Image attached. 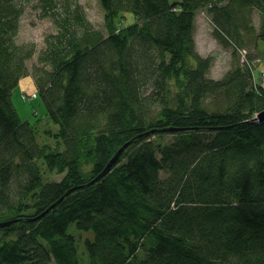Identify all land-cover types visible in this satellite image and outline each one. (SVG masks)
Wrapping results in <instances>:
<instances>
[{
	"label": "trees",
	"instance_id": "16d2710c",
	"mask_svg": "<svg viewBox=\"0 0 264 264\" xmlns=\"http://www.w3.org/2000/svg\"><path fill=\"white\" fill-rule=\"evenodd\" d=\"M99 3L105 32L80 0H0V264H264V71L247 51L264 0ZM29 6L56 28L40 52L16 41ZM200 11L246 52L220 79ZM28 76L47 123L11 100Z\"/></svg>",
	"mask_w": 264,
	"mask_h": 264
},
{
	"label": "rangeland",
	"instance_id": "374dc122",
	"mask_svg": "<svg viewBox=\"0 0 264 264\" xmlns=\"http://www.w3.org/2000/svg\"><path fill=\"white\" fill-rule=\"evenodd\" d=\"M80 1L86 10L88 19L97 29L105 32L104 10H102L99 0ZM24 13L25 14L22 16L20 21L21 26L16 41L20 44L33 43L36 45L37 51L40 52V50L45 47V38L56 31L55 25L52 23L51 19L41 18L39 16L40 12L31 6H29ZM253 14V23L255 24L258 32L261 25V14L258 11H254ZM124 16L125 22L123 25L126 27L136 22L132 12H126L124 13ZM212 30L213 26L211 25L208 14L205 11L198 12L196 14L194 32L196 49L202 57L210 56L213 59L208 76L216 80L222 78L237 63H243L246 59V52L244 50H240L236 54V57H233V49L224 48L221 44H219L217 39L212 36ZM259 46V52L255 51L256 49L253 46L247 50L248 56L250 55L253 58L251 66H253L254 74L257 77L259 76V73L264 71V42L260 41ZM37 55L38 53L30 61H28V67L37 63ZM262 76L264 77V73H262ZM32 80L34 79L30 76L21 78L19 85L13 89L11 100L13 101L16 111L19 113L21 121H29L33 124L35 123L34 121L39 118L44 124L48 122L46 105L40 94L34 89ZM33 93H36V96H33ZM256 117L258 119V114ZM42 140H44V138L39 141L42 142ZM40 164L43 168L45 182L57 179L60 180L64 177L63 174H49L45 165L42 164V161H40ZM70 231L75 235L76 233H82L80 238H84L92 234V232L88 234L86 233L87 231L82 230L80 232L76 228L75 224H71Z\"/></svg>",
	"mask_w": 264,
	"mask_h": 264
},
{
	"label": "water",
	"instance_id": "95a60500",
	"mask_svg": "<svg viewBox=\"0 0 264 264\" xmlns=\"http://www.w3.org/2000/svg\"><path fill=\"white\" fill-rule=\"evenodd\" d=\"M257 119V118H256ZM264 120V109L262 110V112L258 115V121L259 122H262ZM122 149H123V147L121 148V151H122ZM121 151L118 153V154H120L121 153ZM118 156V155H117ZM116 158L117 157H115L111 162V164H110V166H109V168H111V166L112 165H114V164H116ZM108 168V169H109ZM105 173V172H104Z\"/></svg>",
	"mask_w": 264,
	"mask_h": 264
},
{
	"label": "crops",
	"instance_id": "0c3cea01",
	"mask_svg": "<svg viewBox=\"0 0 264 264\" xmlns=\"http://www.w3.org/2000/svg\"><path fill=\"white\" fill-rule=\"evenodd\" d=\"M32 85L34 86V89L37 90V92H38V89H36V86H35L34 80H32Z\"/></svg>",
	"mask_w": 264,
	"mask_h": 264
},
{
	"label": "built area",
	"instance_id": "2783aa9c",
	"mask_svg": "<svg viewBox=\"0 0 264 264\" xmlns=\"http://www.w3.org/2000/svg\"><path fill=\"white\" fill-rule=\"evenodd\" d=\"M33 96H36V93H33Z\"/></svg>",
	"mask_w": 264,
	"mask_h": 264
}]
</instances>
